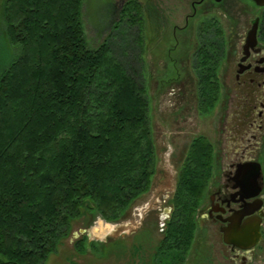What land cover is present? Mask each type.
Wrapping results in <instances>:
<instances>
[{
	"label": "trees",
	"instance_id": "16d2710c",
	"mask_svg": "<svg viewBox=\"0 0 264 264\" xmlns=\"http://www.w3.org/2000/svg\"><path fill=\"white\" fill-rule=\"evenodd\" d=\"M82 3L3 4L2 35L10 54L0 61V264H42L73 221L118 222L151 187L154 146L136 38L142 7L123 6L114 25L125 24L136 42V67L122 63L109 39L89 47ZM198 75V111L205 115L221 88L206 67ZM215 157L205 137L192 139L152 264H184ZM96 244L83 236L75 249L96 251Z\"/></svg>",
	"mask_w": 264,
	"mask_h": 264
},
{
	"label": "rangeland",
	"instance_id": "374dc122",
	"mask_svg": "<svg viewBox=\"0 0 264 264\" xmlns=\"http://www.w3.org/2000/svg\"><path fill=\"white\" fill-rule=\"evenodd\" d=\"M4 1L0 0V61L3 63L8 61L10 54L2 35ZM120 3V0H83L81 23L84 36L91 48L109 39L111 48L122 63L135 62L137 67L136 42L130 37L129 29L122 23L114 30ZM133 3L142 7V32L136 38L141 40L138 68L148 99L154 146V174L150 190L138 197L118 222L105 223L98 217L73 221L69 235L59 242L55 252L42 264H152L163 223L169 214L168 200L192 139L205 137L214 146L215 159L223 158L227 147L226 119L229 114L242 110L236 98L226 97L228 87L219 86L220 97L215 107L208 114L199 113L195 77L193 80L187 58L180 54L181 50L173 39V28L183 24L187 10L182 7L189 5L188 2L184 5L180 0L129 2ZM249 6L244 1L239 8L252 17ZM11 53L14 55L17 50L12 48ZM223 69H226L225 64L218 72L222 79L226 75ZM229 89L233 92L232 87ZM238 118L231 117L232 121ZM205 205H208L206 192L200 210ZM83 236L88 242L97 243L96 251L90 247L84 253L76 251L75 243ZM229 255L217 226L197 215V229L184 264H238ZM259 261V264H264V260L259 258Z\"/></svg>",
	"mask_w": 264,
	"mask_h": 264
},
{
	"label": "flooded vegetation",
	"instance_id": "af4514ba",
	"mask_svg": "<svg viewBox=\"0 0 264 264\" xmlns=\"http://www.w3.org/2000/svg\"><path fill=\"white\" fill-rule=\"evenodd\" d=\"M244 1L250 4L252 17L239 8ZM120 2L119 12L131 0ZM186 2L183 24L174 26L173 39L187 58L195 85L198 71L206 67L216 85L228 87L226 97L236 98L242 109L226 119L227 147L223 158L214 159V175L206 191L208 205L199 209L198 218L217 226L231 260L259 264V258L264 260V6L253 0H180L181 5ZM223 64L222 79L218 72ZM232 116L239 118L232 121ZM233 223L244 228L258 225V243L247 249L224 244L220 230Z\"/></svg>",
	"mask_w": 264,
	"mask_h": 264
},
{
	"label": "water",
	"instance_id": "95a60500",
	"mask_svg": "<svg viewBox=\"0 0 264 264\" xmlns=\"http://www.w3.org/2000/svg\"><path fill=\"white\" fill-rule=\"evenodd\" d=\"M257 5L264 6V0H253ZM222 241L224 244H233L240 248H250L256 245L260 239L258 225H251L247 228L240 227L238 223L231 224L227 229L221 228ZM246 241L245 245L239 246L238 242Z\"/></svg>",
	"mask_w": 264,
	"mask_h": 264
}]
</instances>
